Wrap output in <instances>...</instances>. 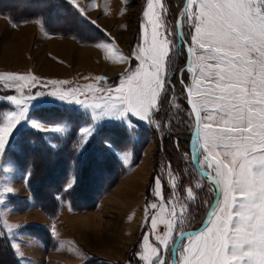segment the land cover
<instances>
[{"label":"rangeland","instance_id":"374dc122","mask_svg":"<svg viewBox=\"0 0 264 264\" xmlns=\"http://www.w3.org/2000/svg\"><path fill=\"white\" fill-rule=\"evenodd\" d=\"M16 2L7 1L15 7L18 5ZM77 2L86 10L84 14L71 5L87 23L95 25L104 35L103 39L95 41L92 45L82 44L75 39L78 36L84 38L90 35L86 30L88 27L83 26L85 23L75 20L81 18L78 14L68 11L65 13L68 25L61 26L63 36L60 33L48 32L41 20L14 22L0 14V75H34L40 81L31 88L35 98L28 105L25 119L16 124L3 154L0 155V238H5L9 246L8 254L0 250V264H32L34 259L31 255L35 256L33 254L35 250L45 252V263L52 264L49 260L58 252L57 248L60 245L58 244L56 248L55 243L58 238L63 240L64 252L73 249L75 253H81L82 259L86 258L87 254L91 255L81 264L91 260H95L97 264H145L140 259L141 255L147 254L143 245L144 238L148 237L149 244L157 246L159 242L156 235L166 232L167 213L173 206L177 213H183L181 207L183 205L187 212L177 225L178 231L174 233L173 242L167 249L161 246L164 259L167 264H171L173 249L178 240L176 237L180 232L199 229L217 198V187L190 165L191 158L185 149L186 142L190 147L195 129V120L188 106L185 91V88L192 84V75L185 69L188 55L184 41L178 37L176 26L186 0H162L165 11L163 13L158 11L163 24L162 30L166 29L165 36L171 41L172 62L164 72L165 91L153 124L131 114L123 118L104 117L95 120L91 109L47 95L52 88L47 84L50 80L67 81L68 83L62 86L63 89H84L89 85L94 86V91L99 88L114 89L120 83L115 84V78H122L130 69L135 70L133 67L139 66L134 53L143 46L142 36L146 23L143 12L147 8L146 0H77ZM181 20L184 39L190 44L194 30L187 23L186 17L182 16ZM53 27H57L55 22ZM92 35L91 38L97 39ZM25 36L26 40H23ZM119 55L124 56L126 61H120ZM194 60L195 57L192 56L191 61ZM98 77L101 79L97 80ZM18 87L19 85L13 82H7L6 85V82L0 81V123H3L4 117L9 113L18 110L8 99L13 95L19 98L21 93L17 91ZM37 90H42L45 94L35 95ZM28 92V88L23 89L24 94ZM103 95L105 93L100 91H95V96L92 93L87 95L77 93L80 99H86L90 103L94 98L99 99ZM53 105H67L72 107L70 109H77L85 114L69 110L66 118L76 122L75 124L46 122L54 121L51 119H55V110L47 109L44 112L42 110V113H36L42 118L44 116L46 120H41L32 113L36 108ZM133 121L138 124H134ZM114 122L124 125L132 134V139L128 142L124 140L125 137L118 138V141L110 139L104 130L110 128L109 123ZM33 123L45 129L58 127L62 131H40L32 126ZM147 127L156 129L158 136L154 137L151 134L148 136L145 131L141 132L140 128ZM85 129H89L91 133L86 142L83 140ZM20 132H31L33 141L29 143L26 140L15 147L14 141ZM31 145L38 147L35 150L39 155L30 150ZM89 152H94L91 158L97 157V164L89 161ZM101 156L103 159L109 157L113 165L111 168L118 175L114 177L115 183L109 191L107 190L108 192L106 191L107 194H102L106 197L100 199L95 204L96 207L87 203H85L87 208L72 207L73 203L65 192H69L66 186L71 181H74L72 187L78 181L75 176L68 178L61 193L51 188L58 184L52 176L62 177V166L63 169H67L68 164L72 167L80 165L82 168L88 165L94 169L98 166L109 168L108 163L99 160ZM199 160H202V157ZM49 165H53V169ZM67 174L68 172L64 173ZM137 174V186L131 188L133 182L128 181ZM170 175L176 176L179 181L175 192L179 199H175L174 204ZM32 177L35 186H38L35 192L49 214L56 213L54 205L56 200L58 201L55 216L51 217L47 211L44 212L31 193L29 188ZM157 179L161 182L159 196L154 192ZM197 183L200 187L194 189L196 199L189 202L185 189ZM91 184L99 189L100 181L93 179ZM222 200L221 193L219 203ZM152 204H156L157 207L151 208ZM155 217L159 219L156 229H153L151 221ZM34 228L43 230V234L33 233ZM108 235H115L118 237L116 242L119 244L123 241V245L116 246L117 243L114 244L113 241L112 243L109 240L104 241L106 237H110ZM188 243L186 240L182 247ZM32 246L34 250L30 249ZM69 258L73 257H64L60 261L54 259V262L79 263ZM178 260L179 254L177 262Z\"/></svg>","mask_w":264,"mask_h":264},{"label":"snow or ice","instance_id":"6c2138e0","mask_svg":"<svg viewBox=\"0 0 264 264\" xmlns=\"http://www.w3.org/2000/svg\"><path fill=\"white\" fill-rule=\"evenodd\" d=\"M68 2L85 13L77 0ZM146 5L143 46L134 53L139 66L126 72L119 86L95 89L105 95L90 103L77 93L95 96L94 86L63 89L67 81L50 80L47 84L52 88L47 95L91 109L95 120L131 114L153 124L165 91L164 72L172 62V46L158 14L165 11L162 0H146ZM182 16L194 30L187 51L195 60L186 69L192 75L187 96L196 127L192 155L194 159L202 157L200 166L207 170L206 178L219 187L223 200L209 211L210 227L196 234L180 232L176 237L181 245L189 242L174 248L179 254L177 264H264V0H187ZM118 58L126 61L122 55ZM0 81L19 85L21 93L19 98L8 97L18 110L0 123L2 155L16 124L25 119L35 98L31 88L40 81L34 75L12 74L0 75ZM24 88L29 89L27 94ZM43 94L42 90L35 93ZM32 126L40 131H62L37 123ZM90 134L89 129L83 130L85 142ZM170 181L174 204L179 199L175 196L179 181L171 175ZM199 187V183L186 187L187 201H195L194 189ZM154 192L161 195L159 179ZM181 207L183 213H177L175 206L167 213L166 232L156 235L157 246L144 238L147 254L140 259L145 264H167L162 248L173 242L177 225L187 212ZM158 219H152L153 229Z\"/></svg>","mask_w":264,"mask_h":264},{"label":"trees","instance_id":"16d2710c","mask_svg":"<svg viewBox=\"0 0 264 264\" xmlns=\"http://www.w3.org/2000/svg\"><path fill=\"white\" fill-rule=\"evenodd\" d=\"M7 1L8 0H0V14L1 15L7 16L9 19H11L14 22H22V21L35 20V19L41 20L43 22V26L45 27V29L48 32L57 33V34L60 33L61 35H62L61 26L66 27L68 25L66 23V19H65V13L67 11L70 13H73V14H78L80 17L82 16V15H80L79 11L77 9H75L68 2V0H16L17 1L16 3L18 4L16 7L13 4L7 3ZM8 5H12V7L11 6L9 7ZM75 20H79L81 23L84 22L85 24H83V26H86L89 28V29L86 28L88 33H90L89 36H84V38L81 36L75 37V39L80 41L82 44L84 43V44H89V45L91 44L92 45L95 41H100L101 38L102 39L104 38V35L101 33L102 31H100V29H98L95 25L87 23L82 17L75 19ZM54 22L57 25V27H53ZM91 34H93L92 35L93 37H97V39L91 38L90 37ZM67 37H72V36H67ZM135 68H137V67H135ZM135 68L133 67V69H135ZM120 80H121V77H117V78H115L114 83L118 84L120 82ZM47 109H49V110L51 109V110L56 111L55 119H53V118L51 119L54 121H49V120H46V118H44V116L42 118L41 116L36 115V113H42V110L44 112V110H47ZM69 110H71V111H69ZM68 111L69 112L73 111V112H78V113L84 114L82 112L72 110L70 108H66V107H62V106H56V105L39 107V108L34 109L32 113H34L35 117H37L41 120L44 119V120H46V122H59L60 121V122H69V123H75L76 124V122H72L69 120V118H66L68 116ZM85 117H87V116L85 115ZM62 119H65V120H62ZM133 123L138 124L137 122H134V121H133ZM55 124H57V123H55ZM72 126L74 127V125H72ZM108 126H110V128H107L104 131H105V134H107V136L110 139H112V140L116 139V141H118L117 140L118 138L125 137L124 140H126L127 142L130 139H132V134L126 130L124 125L119 124V123H112V124H108ZM140 130H141V132L145 131V133L148 136H150V134L153 135L154 137H155V135H157L156 129H154L152 127H147V128H143V129L140 128ZM124 133H126L125 136H124ZM105 134H102V135H105ZM27 136H30V137L27 138ZM31 139H33V134L31 132H20L19 136L16 137V139L14 141V145H15V147H17L20 142H25L26 140H28L29 143H31V141H33ZM31 146L32 147L30 150L34 154H38V152L35 150V148H38V147L33 146V145H31ZM185 149L187 150V152L190 156V147H189L188 142H186ZM158 151H159V147H158ZM16 154H18V153H16ZM92 155H94V152L89 154V157H88L89 161L97 164L98 158L94 157V159H92L91 158ZM190 158H191V156H190ZM99 160L104 161V163H108L109 168H105L103 166H98L97 169H94L89 165L85 166V168H82V166H80V165L72 167V166H68L69 165L68 164L67 169H63V166H62V172H63L62 177L57 178L58 177L57 175H55L54 177L52 176L54 181L56 180L58 182V184L54 187H51V188H53L55 191L61 193L63 190L64 183H66V181H68V178L71 176H75V178H77L78 181L76 182V184H74V186L71 189H69V192H65L66 196L70 197L71 203H73L72 207H74V208H77V207L87 208V206H85V203H87L88 205L91 204L90 206L96 207L95 204H97L98 201L102 198V194H107V192L111 189V187L115 183L114 179H116V178H114V177H116L118 175V174L116 175L114 173V171L112 170V168H111L112 164L110 162L109 157H105L103 159V157L101 156L99 158ZM190 165L194 167L192 161H191ZM52 167H53V165L50 166V168H52ZM69 171H72V172L70 173ZM67 172H68V174L64 175V173L66 174ZM33 179H34V177H32V182H31L30 188H29L31 193L38 200V203L40 204L39 206L41 207V209L44 212L47 211L46 213H48V215H50L51 217L55 216L57 211H58V205H59L58 201L53 196V198L56 200V202H55V205L54 204H52V205H54V208L56 209V213L55 214H49V211L45 208V205L42 203V200L39 199L37 192H35V190L37 191L38 186H35V181H33ZM93 179H96L97 182L100 181L99 189H97L96 187H94L93 184H91V180H93ZM49 181L51 183H53V181H51V180H49ZM93 189L95 190V192H93ZM41 190H42V188H41ZM89 199H91V200H89ZM90 206H88V207L90 208ZM32 231H33V233H36L39 235L43 234V232H44L43 230H41L39 228H34V229H32ZM47 239H48V235H47ZM8 249H9V246H8V243L6 242L5 238H0V250L1 251L4 250V252H6L8 254V252H9ZM87 264H97V262L95 260H91Z\"/></svg>","mask_w":264,"mask_h":264},{"label":"water","instance_id":"95a60500","mask_svg":"<svg viewBox=\"0 0 264 264\" xmlns=\"http://www.w3.org/2000/svg\"><path fill=\"white\" fill-rule=\"evenodd\" d=\"M186 4H187V0H186V3H185V6H186ZM181 19H182V14L180 15L179 20H178V22H177L178 37H179L180 39H181V37H183L182 24H181L182 20H181ZM181 40L184 41L185 46H186V52H187V54H188V61H187L186 67H185V69H187V67H188V65H189V62L192 60V59H191V55H190V54L188 53V51H187V47H188L189 44H188L187 42H185L184 37H183ZM187 88H188V87L185 88L186 96H187ZM187 102H188V96H187ZM188 106H189V108L191 109V106L189 105V103H188ZM195 133H196V127H195V129H194L193 138H192V140H191V144H190V155H191V160H192V163H193L195 169H196L200 174H202V176H205V178H206L207 171L204 170V169H202V168L198 165L197 160L194 159V158H193V155H192L193 149L195 148V146H194L193 143H192V141H193L194 138H195ZM215 186L217 187V198H216V201H215V205H214V207L219 203V198H220V194H221V192H220V190H219V187H218L217 185H215ZM209 219H210V217H209V213H208L207 218H206L205 222H204L203 225H202L203 227L201 226L199 229L184 232V234H185V235L196 234L198 231H202L204 227H209V226H210V225L208 224V220H209ZM185 241H186V240H185ZM179 246H180V248H181L182 245H181V243H180V240L178 239V240H177V243H176V246H175L174 248H178ZM177 255H178V253L175 252L174 249H173V260H172V263H171V264H176V263H177Z\"/></svg>","mask_w":264,"mask_h":264},{"label":"crops","instance_id":"0c3cea01","mask_svg":"<svg viewBox=\"0 0 264 264\" xmlns=\"http://www.w3.org/2000/svg\"><path fill=\"white\" fill-rule=\"evenodd\" d=\"M22 35V34H21ZM20 35V36H21ZM23 36V35H22ZM21 36V37H22ZM23 40H26V36L23 38ZM28 40V39H27ZM63 43V42H62ZM64 44H66V42L64 43ZM70 44V43H69ZM120 76V75H119ZM108 196V195H107ZM106 196L104 195V196H102V198H101V200H103L104 198H105ZM68 217H72V216H68ZM70 220V219H69ZM48 228V227H47ZM84 237H86V235H84ZM58 238V237H57ZM107 238V237H106ZM105 238V239H106ZM104 241H106V240H104ZM111 242V241H110ZM57 245H56V248L58 249V252H55V253H57V254H54L53 255V257H52V260H49V261H52V264H57V262H54V259L55 260H58V261H60V260H63L64 259V257H73V258H69V259H74L73 261L74 262H79L78 264H81V263H83V262H85L91 255L89 254V256H88V254H87V257L86 258H84V259H82V255H80L81 253L80 252H77V253H75V251H70V252H64L65 250H64V245H63V240L62 239H60V238H58V241L57 242H55ZM83 244H85V245H87L85 242H82ZM112 243V242H111ZM59 244V245H58ZM114 244H116V243H114ZM122 245H123V243H121ZM117 246V245H116ZM118 246H120V245H118ZM79 248V247H78ZM30 249H33L34 250V248H33V246H32V248H30ZM91 252V251H90ZM35 256H33V255H31L32 256V258L34 259V261L32 262V264H46L45 263V256H46V253L45 252H43V251H41V250H39V252L37 251V250H35L34 251V253H33ZM102 254V253H101ZM104 255V254H103ZM107 256V255H106ZM112 258V257H111ZM73 262V263H74ZM88 262H90V261H88ZM87 262V263H88ZM87 263H85V264H87ZM27 264H30V263H27ZM66 264H68V263H66ZM69 264H72V263H69Z\"/></svg>","mask_w":264,"mask_h":264},{"label":"bare ground","instance_id":"6f19581e","mask_svg":"<svg viewBox=\"0 0 264 264\" xmlns=\"http://www.w3.org/2000/svg\"><path fill=\"white\" fill-rule=\"evenodd\" d=\"M62 48V47H61ZM60 48V49H61ZM66 48V47H65ZM61 50H63V49H61ZM199 158L200 157H197L196 158V160H197V162H198V165L200 166V163H199ZM201 167V166H200ZM142 172V171H141ZM136 177H138V174L133 178V179H131L130 181H128L129 183H131V182H133L130 186H131V188H134L135 186H137V181H136ZM139 177H140V175H139ZM133 190L131 189V192H132ZM132 210V209H131ZM114 234V233H113ZM120 234V233H119ZM108 236H110V235H108ZM120 236V235H119ZM122 237V236H121ZM118 237H115V235H111L110 237H108V238H106L105 240H109V241H113V242H115V243H117L116 242V240H118L117 239ZM125 239V238H124ZM120 240V239H119ZM120 242V241H119ZM121 243H123V241H121L119 244L117 243L116 245L118 246V245H120Z\"/></svg>","mask_w":264,"mask_h":264}]
</instances>
